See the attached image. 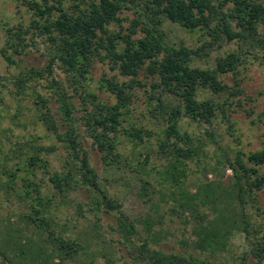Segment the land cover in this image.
<instances>
[{
    "label": "trees",
    "instance_id": "1",
    "mask_svg": "<svg viewBox=\"0 0 264 264\" xmlns=\"http://www.w3.org/2000/svg\"><path fill=\"white\" fill-rule=\"evenodd\" d=\"M24 2L32 18L28 25L20 23L12 29L15 41H12L11 46L17 53H22L29 46L26 43L27 36L33 39V35H45L50 44V59L44 68L32 66L25 74L14 78L18 94L25 92L26 78H52L55 66L60 68L69 75L77 91L79 87L83 89L81 94L87 98L85 102L91 104L90 108L84 109L87 112L84 115L87 129L103 152L105 163L113 165L123 160L118 149V133H125L135 146L143 144L146 137L153 135L151 130L140 126L130 112L135 88L138 85L149 86L151 104L156 103L152 113L161 115L166 123L162 137L158 138L159 147L167 158L170 155L177 157L163 174V181L167 184L165 187L170 191V196H173V201L177 203L173 209L181 211L183 215L194 214L199 212L200 204L207 206L209 204L217 215L213 220H209L208 213L202 214L203 219L209 220V225L198 222L200 229L196 232L199 235L196 247L204 252L221 251L227 246L231 229L241 228L250 245V253L258 258V264H264V234L262 237L256 235L257 230L252 229L249 216L244 212L247 195L254 194L255 189H261L264 183V174L260 175L258 168L252 166L264 165V148L250 152L238 150L233 158L227 156L226 163L233 170V181L229 186L220 189V192L217 191L219 187L217 184L212 186L211 183H207L200 185L198 191L192 193L184 188L183 178L186 171L184 160L199 155L197 146H203L204 142L195 141L189 132H182L179 127L184 116L195 122L212 124L219 107L210 98L201 99L200 91L205 89L214 94L225 92L228 86L221 76L229 72H238L240 65L243 64L244 55L243 52L231 51L220 57L213 67L195 66L192 64L194 59L207 56L206 53H202V49L222 42L237 41L264 49V39L258 34V28L264 25V3L260 0H69V2L24 0ZM132 6L138 8L139 16L125 32L121 14ZM163 17L190 31L202 29L211 39L196 49L169 44L161 27ZM113 23H118L121 30H114L111 27ZM1 53L9 64H17L9 54L8 48L1 49ZM98 58L103 61L109 59L113 69H119L122 75L130 77L128 81L122 82L114 77L103 78L102 90L109 91L116 98L115 102L103 99L100 94L90 89L86 82ZM142 70L152 77L150 84L139 78ZM49 86L53 88L59 100L63 124L60 125L52 113L47 97L38 94L42 104L41 120L65 146L69 155L66 161L67 170L55 172L51 177L56 188L64 192L67 187L82 186L88 194L87 204L93 206L90 211L117 213V226L114 228L121 235L119 241L130 246L128 254L132 262L206 264L195 253H190L189 256L165 253L153 249L148 241L140 245L134 244L133 238L139 234L138 227L123 211V206L118 200L100 185L99 173L80 140L72 95L63 87L62 81L50 79ZM207 134L212 138L210 132ZM32 150L34 151L32 154L25 156V162L34 171L48 164V161L41 157V152L55 151L56 145L38 148L32 146ZM146 161L149 159L146 158ZM5 173L16 179L17 173L11 171ZM23 181H27L25 198L32 197L34 191L38 193L37 205L31 207V211L24 214L23 218L28 225L32 223L39 230L42 229L39 232L42 240L39 242L29 238L24 234V228L18 224H10L6 226L3 234L4 246L13 251L17 258L27 261V264H59L55 263L56 257L65 260L78 256L80 252L86 253L87 250L76 238H67L56 233L51 227L50 219L44 214L43 207L47 203L43 202L42 193L39 194L38 184L30 179ZM11 184L10 180L7 187L12 188ZM149 184V181H145L144 191H147ZM198 197L200 203H195ZM252 198L254 202H258L257 195ZM237 207L242 210L241 213L236 212ZM145 226L148 231L152 230L153 225L150 222ZM49 245L54 248L50 249ZM1 253L9 264H18L6 253ZM243 259L242 264H247ZM107 264H115L114 259L108 258Z\"/></svg>",
    "mask_w": 264,
    "mask_h": 264
},
{
    "label": "rangeland",
    "instance_id": "2",
    "mask_svg": "<svg viewBox=\"0 0 264 264\" xmlns=\"http://www.w3.org/2000/svg\"><path fill=\"white\" fill-rule=\"evenodd\" d=\"M260 1L264 3V0ZM138 11L137 7L132 6L122 12L125 32L134 19L138 18ZM31 18L32 14L24 0H0V264H9L1 252L6 253L18 264H27V261L17 258L13 251L4 246L3 234L6 226L18 224L24 228L27 237L39 242L42 240L39 233L42 229L39 230L32 223L28 225L23 218V215L30 212L31 207L36 206L38 202V193L35 191L32 197L25 198L27 181L24 182L23 179L33 180L38 184L39 194L42 193L43 202L47 203L43 207L44 214L50 219L51 227L56 233L67 238H76L87 250L86 253L80 252L74 258L63 260L56 257L55 263L107 264L108 258H113L115 264H136L129 258L130 246L119 241L121 235L114 228L117 226V213L101 210L94 213L90 211L93 206L87 204L89 199L84 187L75 185L67 187L62 192L51 180L55 172L67 170L66 161L69 155L65 146L41 120L42 104L38 94L47 97L52 113L60 125L63 124L59 100L53 88L49 86L50 79L62 81L63 87L72 95L80 140L99 173L100 185L118 200L123 206V211L138 227L139 234L134 236V244L140 245L148 241L153 249L165 253L173 252L188 256L195 253L206 264H242L243 257L247 264H258V258L250 253V245L241 228L231 229L227 246L221 251L204 252L196 247L199 239L196 232L200 229L198 222L209 225V220H213L217 215L209 204L208 206L200 204L199 212L194 214L183 215L181 211L173 209L177 203L173 201V196H170V191L165 187L167 184L163 181V174L177 157L170 155L171 157L167 158L159 147L158 138L162 137L166 123L161 115L152 113L156 103L151 104L149 86L138 85L135 88L130 112L139 125L151 130L153 135L146 137L143 144L135 146L125 133H118V149L123 160L113 165L105 163L103 152L87 129L84 119L87 112L84 109L90 108L91 104L85 102L87 98L81 94L83 89L79 87L77 91L69 75L60 68L55 66L52 78H26L25 92L18 94L14 78L22 76L32 66L44 68L50 59V44L45 35H33V39L27 36L26 43L29 46L22 53H17L11 46L15 37L12 29L20 23L28 25ZM113 24L111 27L114 30H121L118 23ZM161 27L166 33L167 42L176 47L188 46L196 49L211 39L202 29L190 31L164 17ZM258 34L264 39V25H260ZM5 48H8L9 54L17 64H9L5 60L1 53V49ZM231 51L243 52L244 60L238 72H229L221 76L228 89L221 94H214L205 89L200 91L201 99L210 98L219 107L212 124L195 122L188 116L182 117L179 123L182 132H189L195 141L204 142L203 146H197L199 155L184 160L186 170L183 178L184 188L192 193H196L200 185L207 183H211L212 186L217 184L219 186L217 191L220 192V189L229 186L233 181V170L227 166L226 157L233 158L238 150L250 152L264 148V49L237 41L216 43L202 49V53H206L207 56L196 57L192 64L213 67L220 57ZM94 63L86 82L90 89L100 94L103 99L115 102L116 98L109 91L102 90L103 78L114 77L122 82L128 81L130 77L122 75L119 69H113L109 59L103 61L98 58ZM139 78L148 84L152 81V77L145 70L140 72ZM207 132L211 133L212 138H209ZM53 144L56 145L55 151L50 153L43 151L40 154L48 164L34 171L30 169L25 162V156L34 152L32 146L49 147ZM146 158L149 161H146ZM252 166L258 168L260 175L264 174V165ZM8 171L17 173L16 179L5 173ZM10 180L12 188L7 187ZM145 181L150 182L147 191L143 190ZM255 195L258 198L257 203L252 198ZM195 203H200L199 197ZM237 208L236 212L241 213L242 210ZM244 212L249 216L252 229L257 230L256 235L262 237L264 183L261 189H255L254 194L247 195ZM203 213L209 214V220L203 219ZM238 217L241 220V217ZM147 222L153 225L151 231L145 226ZM49 248L53 249L54 246L49 245Z\"/></svg>",
    "mask_w": 264,
    "mask_h": 264
}]
</instances>
